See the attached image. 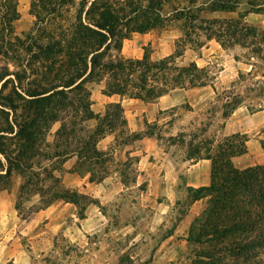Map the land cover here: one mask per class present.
<instances>
[{
    "label": "trees",
    "instance_id": "trees-1",
    "mask_svg": "<svg viewBox=\"0 0 264 264\" xmlns=\"http://www.w3.org/2000/svg\"><path fill=\"white\" fill-rule=\"evenodd\" d=\"M66 2L71 0H33L30 13L36 21L26 34L18 36L14 30L19 19L18 0H0V94L12 86L11 96H0L5 100L0 105V190L9 186L15 172L22 179L17 210L21 198L37 194L39 200L32 212L60 200L74 205L82 218L86 207L95 201L66 189L50 164H63L75 156L72 172L85 168L89 182L100 183L111 158L108 152L97 150L96 144L124 124L119 104L108 105L103 116L90 110L84 83H103L105 95L142 102L157 101L174 89L205 87L209 80L206 70L195 62L179 66L177 59L188 47L201 49L205 44L202 36L223 49L239 46L251 57L261 58L264 31L245 19L251 13L264 15V0H75L73 21L64 28L62 24L68 20L62 8ZM242 4L246 9L236 17L208 16L235 13ZM57 19L63 23L56 25ZM175 22L181 24L182 37L174 43L170 56L153 61L147 50L141 59L120 55L122 42L131 34ZM62 65L67 71L74 66L65 80L58 75ZM51 68L56 73L46 77ZM28 75L38 77L33 89L21 85ZM64 88L84 96L68 125L56 115L70 106ZM18 108L22 115L16 114ZM93 119L96 125L88 128L85 123ZM58 121L60 126L49 143L44 137L46 129ZM144 135L155 133L147 130ZM175 138L169 137V144H175ZM245 140L239 134L223 137L211 142L202 157L196 145L186 143L194 151L187 159L211 160L210 186L188 188L195 194L194 201L207 196L210 204L190 226L186 242L198 248L186 257V264H264V165L239 171L230 162L232 156L245 152ZM124 174L122 170L121 177Z\"/></svg>",
    "mask_w": 264,
    "mask_h": 264
},
{
    "label": "rangeland",
    "instance_id": "rangeland-1",
    "mask_svg": "<svg viewBox=\"0 0 264 264\" xmlns=\"http://www.w3.org/2000/svg\"><path fill=\"white\" fill-rule=\"evenodd\" d=\"M32 1L18 0L19 19L14 23L18 36L26 34L36 21L30 13ZM62 9L68 21L63 23L57 19L55 23H63L65 28L75 15V0L66 2ZM245 9L242 4L235 13L215 17H236ZM245 20L264 31V15L251 13ZM40 24L45 26L44 23ZM166 35L170 39L166 48L172 54L174 43L182 37L181 24L175 22L154 30L153 39L162 41ZM201 40L205 42L201 49L188 47L176 62L179 66L195 62L198 67L204 68L209 77L207 88L186 96L182 104L165 111L162 117L169 119V123L150 129L144 127L143 130H152L163 146L169 143V137H176V154L182 159L194 153L186 143L191 141L196 145L198 155L202 157L211 142L222 139L221 114L224 112H231L237 106H245L251 111L264 107V51L261 59L251 57L247 49L239 46L223 49L214 40L208 43L204 36ZM137 47H133L134 53H142L145 47L154 60L169 51L158 40L153 45ZM62 66L58 75L65 80L72 74L74 66L67 68L68 71ZM51 69L46 77L56 73L54 68ZM37 78L28 75L27 79L21 81L22 87L35 88L32 83ZM83 87L88 91L90 101V92L96 89V83L85 82ZM11 91L12 86L9 85L0 96H11ZM64 92L70 106L55 113L60 122L68 125L69 121L75 119L78 100L84 96L68 88H64ZM4 103L5 100L0 98V105ZM22 112L18 108L16 114L22 115ZM59 121L51 123L46 129L44 137L49 143H52L60 126ZM119 128L124 130L120 125ZM110 158L108 169L121 168L126 181L134 178L132 160L124 161L111 155ZM53 163L50 164L56 168L53 173L66 189L86 195L95 203L86 207L82 218L74 205L60 200L32 212L31 207L37 205L39 195L31 194L30 198L24 196L19 200L21 207L17 210L15 206L22 179L13 172L9 186L0 190V264H186V257L194 248H198L186 243L184 235L168 237L173 228L185 224L182 221L187 215H194L190 224L193 226L194 219L209 206V197L202 196L194 201L195 194L178 181L171 185L156 183L148 186L144 183L137 188L127 189L119 184H108L110 187L107 188L98 185L95 188L87 184L89 176L85 168L77 173L72 172L74 165L70 166L69 161L66 164ZM85 176L87 179H84Z\"/></svg>",
    "mask_w": 264,
    "mask_h": 264
},
{
    "label": "crops",
    "instance_id": "crops-1",
    "mask_svg": "<svg viewBox=\"0 0 264 264\" xmlns=\"http://www.w3.org/2000/svg\"><path fill=\"white\" fill-rule=\"evenodd\" d=\"M224 13H214L208 15L215 17ZM150 37L152 39H150ZM154 30L146 33H133L128 39L122 42L120 55L125 59H141L145 52V47L153 45L155 41L165 45L167 53L153 61L161 60L171 55L170 49L166 46L170 43L169 36L163 37L164 40L153 39ZM152 40V41H151ZM213 40L207 41L208 43ZM139 44L137 45V43ZM215 42V41H214ZM216 43V42H215ZM217 44V43H216ZM142 48V53H134L133 47ZM127 46V53L125 49ZM138 48V47H137ZM103 83L96 84V89L90 92V110L99 116H103L107 106L110 104H119L121 108L124 124L122 131L120 128L111 133L105 134L96 144V148L102 152H108L113 158H121L124 161L132 160L135 167L134 178L130 181L121 179V168L108 169L105 178L100 183H89L95 188L98 185L110 187V185L119 184L121 188H137L141 184L147 183L153 186L156 183L184 184L189 189L208 187L211 184V160L206 158L200 159H182L176 154V145H161V140L153 136L144 135V127L164 125L170 122L166 117H162L165 111L173 109L184 102L186 96L205 90L194 88L189 90L174 89L169 93L161 96L154 102H142L136 99L120 97L119 95H105L103 93ZM222 117V127L220 134L223 137L239 134L244 135L245 152L230 158L231 165L234 169L242 171L255 166L264 165V107L259 110L251 111L245 106H237L231 113ZM168 118V117H167ZM88 128H94L96 120H89L86 123ZM139 134L140 137L132 138L133 135ZM173 137V136H172ZM165 147V148H163ZM114 150V151H113ZM120 155V156H118ZM77 158L72 156L66 161L71 162L70 166L75 165ZM64 162L65 164L67 162ZM73 175V174H72ZM64 178H66L64 176ZM87 179V176L84 177ZM65 181V180H64ZM110 184V185H108ZM194 215H187L182 221L184 225L173 228L168 238L184 235L185 241L190 229L191 219ZM187 222V223H186ZM187 243V242H186Z\"/></svg>",
    "mask_w": 264,
    "mask_h": 264
}]
</instances>
